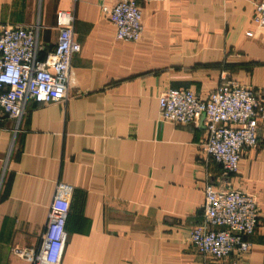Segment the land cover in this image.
<instances>
[{"label": "crops", "instance_id": "obj_1", "mask_svg": "<svg viewBox=\"0 0 264 264\" xmlns=\"http://www.w3.org/2000/svg\"><path fill=\"white\" fill-rule=\"evenodd\" d=\"M118 0H0V26L39 24L43 58L59 38L57 12L74 10L82 44L65 101L30 99L17 121L0 109V264H32L58 182L74 185L60 264H264V120L236 172L204 155V117L160 116L159 96L190 87L206 98L227 79L264 94V27L255 0L141 1L138 40L116 36L104 5ZM251 31V35H247ZM254 195L249 249L221 258L190 240L204 185Z\"/></svg>", "mask_w": 264, "mask_h": 264}, {"label": "built area", "instance_id": "obj_2", "mask_svg": "<svg viewBox=\"0 0 264 264\" xmlns=\"http://www.w3.org/2000/svg\"><path fill=\"white\" fill-rule=\"evenodd\" d=\"M141 1L148 0H118L112 6L104 5L116 25L118 39L142 37L144 11ZM75 19L74 10L57 12L59 38L43 58L38 23L0 26V109L17 124L30 99L53 102L68 98L74 75L73 58L82 49L75 33ZM252 21L264 27V0L254 1ZM246 33L252 34L251 31ZM159 106L161 118L174 123H194L203 115L206 135L199 142V148L226 173L236 172L243 151L259 143L257 129L264 120V94L238 81L220 82L206 98L190 87H170L160 94ZM74 191L71 183L58 182L40 245L14 246L16 254L32 264H60ZM203 192L202 221L190 234L198 252L218 259L248 250V237L259 222V207L254 195L209 182L204 185Z\"/></svg>", "mask_w": 264, "mask_h": 264}]
</instances>
